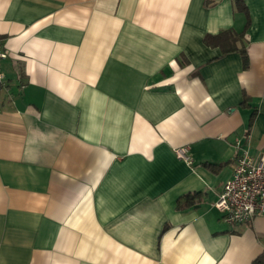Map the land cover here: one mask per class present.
Wrapping results in <instances>:
<instances>
[{
    "label": "crops",
    "instance_id": "crops-1",
    "mask_svg": "<svg viewBox=\"0 0 264 264\" xmlns=\"http://www.w3.org/2000/svg\"><path fill=\"white\" fill-rule=\"evenodd\" d=\"M244 2L0 0V264H252L264 215L214 206L264 151V0ZM226 29L248 67L204 41Z\"/></svg>",
    "mask_w": 264,
    "mask_h": 264
},
{
    "label": "built area",
    "instance_id": "built-area-1",
    "mask_svg": "<svg viewBox=\"0 0 264 264\" xmlns=\"http://www.w3.org/2000/svg\"><path fill=\"white\" fill-rule=\"evenodd\" d=\"M8 55L0 39V95L6 87L2 62ZM175 153L177 157L191 162L189 145L176 147ZM214 206L221 212L224 221L233 226L250 223L264 215V151L257 154L243 152L236 157L232 175L224 183Z\"/></svg>",
    "mask_w": 264,
    "mask_h": 264
},
{
    "label": "trees",
    "instance_id": "trees-1",
    "mask_svg": "<svg viewBox=\"0 0 264 264\" xmlns=\"http://www.w3.org/2000/svg\"><path fill=\"white\" fill-rule=\"evenodd\" d=\"M216 0H206L208 5L213 4ZM235 6L238 10L244 11L248 13V8L244 2V0H235ZM250 20L248 17V21L246 25H249ZM245 31L237 32L233 29H226L218 34H207L204 38V41L210 46H218L222 50V55L228 54L230 52L238 51L242 55L243 65L244 67H248L250 63L249 55L245 46ZM237 41L242 43V47H237ZM244 43V44H243ZM248 103V97H244L243 104ZM254 113L252 116V122L254 118ZM227 163L213 164L207 163L206 165L214 170L219 171L222 169ZM183 200H186V205H195L200 201V192H191L182 196L178 200V206L181 204ZM252 264H264V250L256 257V259L252 262Z\"/></svg>",
    "mask_w": 264,
    "mask_h": 264
}]
</instances>
